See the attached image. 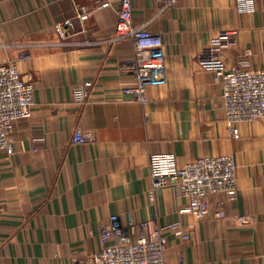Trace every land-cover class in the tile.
I'll return each instance as SVG.
<instances>
[{
  "label": "crops",
  "instance_id": "obj_1",
  "mask_svg": "<svg viewBox=\"0 0 264 264\" xmlns=\"http://www.w3.org/2000/svg\"><path fill=\"white\" fill-rule=\"evenodd\" d=\"M96 1L0 0V63L34 87L31 117L13 125V153L0 152V264H91L112 214L164 228L167 264H264V117L230 134L220 87L197 58L232 31L223 59L264 67V0L251 12L235 0H131L133 24L159 33L166 57V80L145 88L144 103L120 90L135 80L123 67L132 41L112 40L118 0ZM77 4L91 15L58 36L54 24ZM75 128L88 139L73 142ZM154 153L177 165L230 155L237 189L210 195L198 218L172 185L149 195Z\"/></svg>",
  "mask_w": 264,
  "mask_h": 264
},
{
  "label": "built area",
  "instance_id": "obj_2",
  "mask_svg": "<svg viewBox=\"0 0 264 264\" xmlns=\"http://www.w3.org/2000/svg\"><path fill=\"white\" fill-rule=\"evenodd\" d=\"M174 0H170L173 2ZM112 0H97L96 7L110 6ZM117 21L112 40L129 39L132 55L123 67L133 76L135 84L123 86L122 93L130 94L141 103L146 102L145 88L166 80V57L159 33L138 27L132 22L131 0H118ZM237 12H251L255 0H235ZM74 14L54 24L58 36L68 37L76 31L77 23L84 22L92 9L83 4L75 6ZM236 42L235 32L224 31L212 37L201 49L199 65L213 72V80L220 87L225 122L232 135L237 134V123L264 117V67L251 70L238 67L223 59V51ZM21 56L19 59H23ZM90 82H85L77 99L83 100ZM33 84L25 80L13 63H0V152L13 153L11 132L15 121L32 115ZM73 142H83L88 135L75 128ZM152 179L149 195L155 189L172 185L189 199L187 212L201 218L207 210L212 194L231 193L237 189L236 165L230 155L200 156L183 165H177L169 153L149 156ZM110 224L99 235V248L89 258L91 264H167L166 237L162 227L149 228L147 220L128 218L120 222L116 214L109 217ZM135 230L134 236L131 230ZM175 234L187 238V231L174 226Z\"/></svg>",
  "mask_w": 264,
  "mask_h": 264
}]
</instances>
